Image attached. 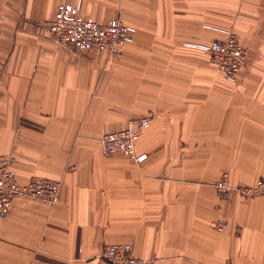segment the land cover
<instances>
[{
    "label": "crops",
    "instance_id": "1",
    "mask_svg": "<svg viewBox=\"0 0 264 264\" xmlns=\"http://www.w3.org/2000/svg\"><path fill=\"white\" fill-rule=\"evenodd\" d=\"M62 2L133 26L123 56L56 43ZM227 30L253 50L236 81L196 46ZM142 117L146 160L103 152ZM0 156L21 183L61 182L54 205L0 214V264H110L108 243L149 264H264V193L221 202L215 185L264 176V0H0Z\"/></svg>",
    "mask_w": 264,
    "mask_h": 264
},
{
    "label": "built area",
    "instance_id": "2",
    "mask_svg": "<svg viewBox=\"0 0 264 264\" xmlns=\"http://www.w3.org/2000/svg\"><path fill=\"white\" fill-rule=\"evenodd\" d=\"M50 37L58 44H69L81 51L105 53L112 59L123 56L126 44L133 41L135 28L121 18L99 22L85 13L81 2H62L57 6L53 17L48 21ZM224 39H216L207 44L196 45L216 64L222 76L229 81L239 78L242 65L251 56L250 49L243 45L236 34L225 31ZM151 123L149 117L131 119L126 128L105 133L101 139L102 149L106 155L123 154L141 163L147 159V153H138L137 141L144 129ZM218 197L221 202L231 200L235 195L253 197L264 193V176L255 185H235L230 181L228 172L222 174L216 182ZM61 182L45 177L33 176L27 182L18 180L12 168V159L0 156V214H8L18 199L40 200L47 205H54L59 197ZM227 219L217 218L211 226L222 232L229 227ZM110 264H149L133 252L130 243L105 244L99 254ZM226 264H241L227 261Z\"/></svg>",
    "mask_w": 264,
    "mask_h": 264
},
{
    "label": "rangeland",
    "instance_id": "3",
    "mask_svg": "<svg viewBox=\"0 0 264 264\" xmlns=\"http://www.w3.org/2000/svg\"><path fill=\"white\" fill-rule=\"evenodd\" d=\"M237 37H238V35H237ZM248 48L250 49V51H251V54H252V52H253V50L248 46ZM206 59H207V57H206Z\"/></svg>",
    "mask_w": 264,
    "mask_h": 264
}]
</instances>
